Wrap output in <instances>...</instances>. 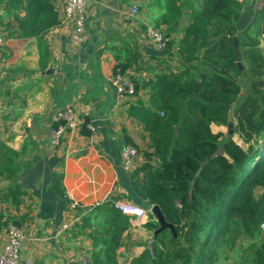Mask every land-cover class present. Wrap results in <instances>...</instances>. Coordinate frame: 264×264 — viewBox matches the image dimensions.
<instances>
[{
	"label": "crops",
	"instance_id": "crops-1",
	"mask_svg": "<svg viewBox=\"0 0 264 264\" xmlns=\"http://www.w3.org/2000/svg\"><path fill=\"white\" fill-rule=\"evenodd\" d=\"M24 1L0 4V144L17 151L21 171L15 183L23 191L18 205L0 199L2 219L22 229L20 254L32 264H139L135 259L144 249L151 250L159 225H151L157 219L149 214L134 217L114 206L123 201L144 207L133 194L132 172L120 166L125 134L139 152H152L148 132L128 115V108L138 101L148 105L149 84L157 76L183 69L178 43L201 11L202 0H94L87 7L80 44L71 42L70 22L43 34L48 54L42 65L39 41L14 34V15H23ZM237 1L236 31L247 34L260 19L264 0ZM51 2L60 17L61 0ZM106 16L111 17L109 29L103 24ZM148 25L169 38V51L156 49L146 35ZM201 54L200 49L196 55ZM116 65L124 66L123 75L138 83L133 96L117 98L111 84ZM65 104L89 124L90 135L67 132L52 146V116ZM146 161L156 165L155 158ZM10 183L0 182V194ZM109 209L116 210L117 219L108 217ZM83 218L89 219L86 227ZM109 226L116 228L119 242L110 262L98 252L105 247L102 242L91 237L95 229ZM5 227L0 226V250Z\"/></svg>",
	"mask_w": 264,
	"mask_h": 264
},
{
	"label": "trees",
	"instance_id": "trees-1",
	"mask_svg": "<svg viewBox=\"0 0 264 264\" xmlns=\"http://www.w3.org/2000/svg\"><path fill=\"white\" fill-rule=\"evenodd\" d=\"M240 6L237 0H202L201 11L178 43L183 69L157 76L149 84L148 105L138 101L128 108V115L148 132L152 152L144 151V156L156 159V165L146 161L132 171L133 194L146 209L157 206L172 225L154 236L151 250L144 249L135 263L212 264L217 247L241 229L255 235L264 222V51L261 46L239 47L242 68L237 66L233 37L239 40L235 21ZM21 8L23 15H14V34L39 41L42 65L48 54L42 36L60 24L58 13L51 0H25ZM259 13L264 15V6ZM170 45L168 41L165 50ZM117 67L124 69L116 65L114 71ZM133 84L136 91L138 83ZM230 116L236 120L237 141L211 130L212 123L225 125ZM80 132L90 135L86 122ZM124 139L133 145L126 134ZM16 156L17 151L0 144V182H13L0 199L13 205L23 194L15 183L21 171ZM60 180L57 174V187ZM149 216L156 218L152 212ZM108 217L117 219L116 210L109 209ZM2 218L0 212V226L6 224ZM83 220L86 227L89 219ZM93 232V242L105 246L98 252L110 262L119 246L116 228ZM252 263L264 264V242L255 248Z\"/></svg>",
	"mask_w": 264,
	"mask_h": 264
},
{
	"label": "built area",
	"instance_id": "built-area-1",
	"mask_svg": "<svg viewBox=\"0 0 264 264\" xmlns=\"http://www.w3.org/2000/svg\"><path fill=\"white\" fill-rule=\"evenodd\" d=\"M94 0H61L59 12L60 23L70 22L72 26L71 42L72 44H80L85 37L86 29V11L88 5ZM137 12V8L133 6L131 13ZM146 35L153 41L155 47L159 51H164L169 38L160 30L148 25L146 27ZM2 38L0 36V44ZM111 84L115 89L117 98L122 99L135 94L133 81L123 75L120 67H117L112 75ZM52 122L57 123L52 126L49 142L52 146H57L64 138L67 132L80 131L83 124L78 118L77 113L71 104L56 109L52 116ZM87 128L89 124H86ZM146 162L143 153L139 152L133 145L124 143L120 151V166L125 172H132ZM76 202L73 203V206ZM114 206L123 214L134 217H141L151 212L140 205L129 202L115 201ZM6 242L0 250V264H32L29 260H23L20 254L24 233L20 227L14 222L8 220L6 222Z\"/></svg>",
	"mask_w": 264,
	"mask_h": 264
},
{
	"label": "rangeland",
	"instance_id": "rangeland-1",
	"mask_svg": "<svg viewBox=\"0 0 264 264\" xmlns=\"http://www.w3.org/2000/svg\"><path fill=\"white\" fill-rule=\"evenodd\" d=\"M263 25L264 15H261L258 21H255L253 25L251 24L247 34L239 33L238 47H246L248 45L259 44L258 46H261L264 51V33L262 32ZM259 41L261 43H259ZM243 77H245V74H243ZM239 79L242 80V77L240 76ZM262 79V89L264 91V77ZM228 121H231L233 123L234 128V125L236 123L235 118H232L230 116ZM211 130L213 132H221L223 133V135H226L228 127L227 124L218 125L212 123ZM256 193H258V190H256ZM263 242L264 222H262L260 229L255 233V235H249L241 229L234 234L233 239L229 243H223L222 245L217 247L215 261H213L212 264H253L252 257H254V250Z\"/></svg>",
	"mask_w": 264,
	"mask_h": 264
},
{
	"label": "water",
	"instance_id": "water-1",
	"mask_svg": "<svg viewBox=\"0 0 264 264\" xmlns=\"http://www.w3.org/2000/svg\"><path fill=\"white\" fill-rule=\"evenodd\" d=\"M103 24H104V27L106 29H109L110 28V24H111V17L109 16H106L103 20ZM233 44H234V51H235V62L237 64V66L239 67V69L242 68V64H241V51L238 47V39L236 36L233 37ZM227 127H228V130H227V135L228 136H231L234 140H238V135L237 133H235L233 131V123L231 121H228L227 122ZM151 212L155 215L158 223H159V228L157 229L158 232H160L162 229L164 228H172V225L167 223L165 221V219L163 218L160 210L158 209L157 206H153L151 208Z\"/></svg>",
	"mask_w": 264,
	"mask_h": 264
}]
</instances>
